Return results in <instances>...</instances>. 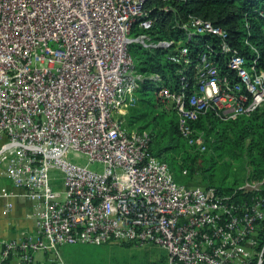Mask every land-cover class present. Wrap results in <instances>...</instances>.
I'll list each match as a JSON object with an SVG mask.
<instances>
[{
	"label": "built area",
	"instance_id": "built-area-1",
	"mask_svg": "<svg viewBox=\"0 0 264 264\" xmlns=\"http://www.w3.org/2000/svg\"><path fill=\"white\" fill-rule=\"evenodd\" d=\"M147 1L0 0V177L10 184L0 186V198L4 213L25 199L33 220L32 233L0 242V261L15 255L17 264H36L35 253L52 250L53 264H62L61 245L116 244L163 248L166 264H264L262 182L246 181L240 188L255 194L237 203L213 187L177 182L148 154L146 135L119 117L135 104L142 78L132 42L170 48L167 59L183 66L179 92L173 79L152 77L199 152L206 140L191 121L208 108L224 119L252 113L264 104V71L231 50L224 29L199 17L183 24L185 40L201 50L193 58L183 39L133 36V27L154 23ZM215 39L228 73L206 54ZM188 71L196 83L186 95ZM69 150L103 169L67 160Z\"/></svg>",
	"mask_w": 264,
	"mask_h": 264
},
{
	"label": "trees",
	"instance_id": "trees-1",
	"mask_svg": "<svg viewBox=\"0 0 264 264\" xmlns=\"http://www.w3.org/2000/svg\"><path fill=\"white\" fill-rule=\"evenodd\" d=\"M165 5L168 9H164ZM145 8L154 23L147 30L133 27V36L144 33L153 42L183 39L193 58L201 50L192 41L185 40L183 24L192 17H199L224 29L231 50L248 63L254 60L264 71V0H148ZM129 51L134 71L142 78L134 92L135 104L119 116L128 131L146 135L148 154L165 162L176 181L189 182L197 176L194 183L213 187L220 195L228 196L232 203L249 201L255 192H244L240 187L246 181L262 182L264 186V104L248 115L227 119L219 117L211 108L200 112L190 123L206 140L205 151L199 152L182 137L175 110L150 91L154 74L163 81L173 79L171 90L181 91L176 70L183 66L167 59L170 48L133 42ZM206 54L209 58L216 57L214 63L223 73H228L219 62L226 53L221 52L217 39ZM188 74L186 95L196 83L193 71ZM10 260L6 258L0 264H9Z\"/></svg>",
	"mask_w": 264,
	"mask_h": 264
},
{
	"label": "rangeland",
	"instance_id": "rangeland-1",
	"mask_svg": "<svg viewBox=\"0 0 264 264\" xmlns=\"http://www.w3.org/2000/svg\"><path fill=\"white\" fill-rule=\"evenodd\" d=\"M132 36V35H131ZM133 43V42H132ZM141 46H145L140 42ZM158 83L152 80L150 83V91L152 95L157 97ZM133 128L136 129V126ZM132 132H135L134 130ZM65 158L73 163L86 166L94 170H102L103 165L99 162H91L88 155L78 150H69ZM57 180L55 187H62L63 174L61 171H56ZM197 176L194 178V180ZM198 179V178H197ZM194 180L189 182L194 183ZM181 180L178 179L177 182ZM41 251L35 253L40 255ZM58 254L62 264H166V252L163 248L157 246H143V247H129L125 245L116 244H102V245H89V244H64L58 247ZM49 257L55 256V252L49 250L47 252ZM44 257L42 261L35 260L36 264H53L52 258Z\"/></svg>",
	"mask_w": 264,
	"mask_h": 264
},
{
	"label": "crops",
	"instance_id": "crops-1",
	"mask_svg": "<svg viewBox=\"0 0 264 264\" xmlns=\"http://www.w3.org/2000/svg\"><path fill=\"white\" fill-rule=\"evenodd\" d=\"M4 185L10 186L9 180L0 177V186ZM5 203L6 201L0 198V242L2 240L19 239L26 234L32 233L33 220L28 216L31 211L29 202L23 198H15L13 200V209L10 213H4ZM1 247L0 243V251ZM45 256L49 257L47 253L34 255L37 261H42ZM10 259V264H17L18 259L15 255Z\"/></svg>",
	"mask_w": 264,
	"mask_h": 264
}]
</instances>
